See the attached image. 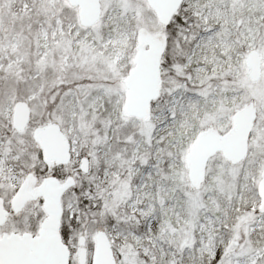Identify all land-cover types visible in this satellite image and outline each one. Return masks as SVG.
Wrapping results in <instances>:
<instances>
[{
	"label": "snow or ice",
	"instance_id": "obj_1",
	"mask_svg": "<svg viewBox=\"0 0 264 264\" xmlns=\"http://www.w3.org/2000/svg\"><path fill=\"white\" fill-rule=\"evenodd\" d=\"M0 264H264V0H0Z\"/></svg>",
	"mask_w": 264,
	"mask_h": 264
}]
</instances>
